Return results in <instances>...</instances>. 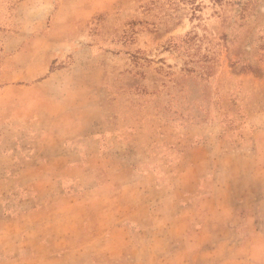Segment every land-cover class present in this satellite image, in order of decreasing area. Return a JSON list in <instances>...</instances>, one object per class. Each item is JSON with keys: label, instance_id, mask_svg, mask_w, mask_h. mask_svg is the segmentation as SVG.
Returning a JSON list of instances; mask_svg holds the SVG:
<instances>
[{"label": "rangeland", "instance_id": "rangeland-1", "mask_svg": "<svg viewBox=\"0 0 264 264\" xmlns=\"http://www.w3.org/2000/svg\"><path fill=\"white\" fill-rule=\"evenodd\" d=\"M0 264H264V0H0Z\"/></svg>", "mask_w": 264, "mask_h": 264}, {"label": "trees", "instance_id": "trees-1", "mask_svg": "<svg viewBox=\"0 0 264 264\" xmlns=\"http://www.w3.org/2000/svg\"><path fill=\"white\" fill-rule=\"evenodd\" d=\"M217 1L222 2L223 0H217ZM186 38H188V37H186ZM192 39H193V38H191V41H192ZM193 40H194V39H193Z\"/></svg>", "mask_w": 264, "mask_h": 264}, {"label": "crops", "instance_id": "crops-1", "mask_svg": "<svg viewBox=\"0 0 264 264\" xmlns=\"http://www.w3.org/2000/svg\"><path fill=\"white\" fill-rule=\"evenodd\" d=\"M22 72H23V71H22ZM25 73H26V72H25ZM25 73H24V74H25ZM20 75H23V73H20Z\"/></svg>", "mask_w": 264, "mask_h": 264}]
</instances>
